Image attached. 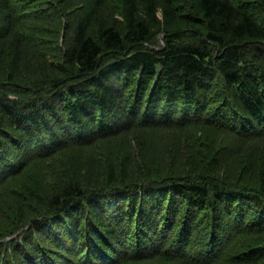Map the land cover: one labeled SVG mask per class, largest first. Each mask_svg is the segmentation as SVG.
<instances>
[{
  "label": "trees",
  "instance_id": "trees-1",
  "mask_svg": "<svg viewBox=\"0 0 264 264\" xmlns=\"http://www.w3.org/2000/svg\"><path fill=\"white\" fill-rule=\"evenodd\" d=\"M159 1L162 44L154 40L155 0L146 1V16L139 0L110 9L109 0H89L47 75L19 80L17 48L5 56L0 207L8 220L0 222V264H264L262 161L251 182L218 175L214 162L143 176L109 160L103 181L72 180L43 193L25 185L4 199L12 175L73 145L137 128L212 127L197 121L212 103L208 117L227 121L214 127L232 138L224 148L264 143V24L240 0ZM43 2L54 9L50 0L27 5ZM180 3L188 13L183 28H172ZM22 5L0 0V40L13 34L27 42L31 13ZM215 86L220 97L212 100ZM240 240L245 247L230 254Z\"/></svg>",
  "mask_w": 264,
  "mask_h": 264
},
{
  "label": "rangeland",
  "instance_id": "rangeland-1",
  "mask_svg": "<svg viewBox=\"0 0 264 264\" xmlns=\"http://www.w3.org/2000/svg\"><path fill=\"white\" fill-rule=\"evenodd\" d=\"M18 1L23 3L22 8L26 7V10L30 11L28 14L31 13V21H29L31 35L24 44L22 40H15L13 34L0 40V74L4 69L5 56L10 55L17 48L20 63L19 80H31L51 72L48 64L56 57L57 47L61 49V53L57 55L61 56L62 51L71 44V24L89 0H50V4L55 6L54 9H50L45 2L29 6L28 0ZM146 1L139 0V13L142 16L147 14ZM155 1L157 10L154 21L158 26L154 28V40L156 44H162L165 19L162 4L159 0ZM257 2L259 3L260 0H240L241 5L252 8L253 14L264 24V6L259 9ZM116 4V0H109L108 9ZM57 6L58 10L55 9ZM186 13H188L186 7L182 3L178 4L177 9L172 10L174 19L170 23L171 27L183 28L182 21ZM107 14L110 15L111 12L109 14L108 11ZM116 17L121 19L119 15ZM214 90L216 95L211 96L212 100L220 97L216 86ZM208 106L209 108L204 109L201 115L197 116L199 118L197 121L206 118L205 125L209 124L212 127L204 126L199 122L201 125L189 124L190 126L187 125L182 131L164 132L137 128L112 137H102L94 144H85L86 146L76 144L73 145L77 146L76 148L70 147L44 160L33 162L19 174L12 175L8 179L6 187L3 188L7 195L4 199H10L12 194L25 185L33 186L43 193L53 191L67 181L73 180L85 184L103 181L107 175L109 160L112 164H117L118 168L127 164L129 171L126 172L143 174V176L144 172L147 174L156 168H162L163 172L169 173L170 171L184 173L189 167H195L198 171L208 168L206 164L214 162V171L217 170L218 175L233 180L243 177L252 182L257 177L260 161L264 163V143L246 140L235 149L237 145L233 140L231 148H224V145L232 139L230 134L221 129L226 126L227 121L219 122L208 117L217 104L212 103ZM216 124L223 127H214ZM5 209H7L6 205L0 207V222L8 220V211ZM260 241L264 242V239ZM244 244L241 240L237 245L234 244L230 254H236Z\"/></svg>",
  "mask_w": 264,
  "mask_h": 264
}]
</instances>
